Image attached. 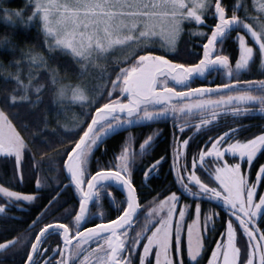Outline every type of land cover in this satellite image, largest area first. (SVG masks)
Returning <instances> with one entry per match:
<instances>
[{
    "label": "snow or ice",
    "instance_id": "6c2138e0",
    "mask_svg": "<svg viewBox=\"0 0 264 264\" xmlns=\"http://www.w3.org/2000/svg\"><path fill=\"white\" fill-rule=\"evenodd\" d=\"M30 3L32 12L25 22L35 23L39 27L48 51L56 56H71L81 66V76L88 71L89 65L95 64L100 69L97 78L104 81V86L97 96L89 95L88 90L81 85L72 88V99L79 101L82 107L88 106L89 111L84 114L85 119L74 126L77 131L65 134L71 146L63 149L60 153L61 160L57 162L62 167H59L57 185L53 189L56 195L29 227L34 228L45 216L51 215L62 194L57 191L61 185L63 191L73 189L78 194V210L75 204L71 210H66V217L72 216L73 212L74 217L67 223L59 219L45 222L27 240L20 236L5 239L0 242V250L7 251L19 246L26 256L23 264H52L49 248L45 245L48 238L55 234L63 240V247L58 244L51 249L53 254L60 253L57 264H75L71 257L79 259L81 254H84L81 264H90L88 248L92 243L101 251L99 256L91 257L97 264H136V255L139 257V264H152L150 256L153 254L155 264H202L206 243L204 233L214 232L217 217L214 209L203 212L202 201L207 198L208 202L216 201L221 204L229 215L225 231L220 232V238L215 240V247L211 249L207 264H264V244L261 243L264 241V227L258 228L256 219L260 216L264 220V194L257 190V185L264 186V164H260L256 180L250 182L241 163L246 162L251 166L257 153L264 150V132L240 140L237 138L239 127L229 128L215 137H209L204 147L197 145V149L192 151L191 169L187 165L191 141L198 134H206L205 129L218 117L217 112H209V109L239 115L242 105L256 100L264 108V80L256 82V89L252 88V82H245L247 89L233 87L232 85H240L238 79L216 84L215 91L208 86L192 88L188 84L192 78L203 76L206 72L224 69L232 77L233 74L239 76L248 70L256 53L254 46L247 40L249 35L255 45H258L261 64L264 65V19L254 24L249 22L247 15H238L242 6L240 0L233 5L230 16L224 0H30ZM257 6L264 11V3ZM0 11L9 19L13 15L8 9ZM15 15L21 16V13L17 12ZM209 15L215 21L213 25L206 23ZM185 21H195L198 25L196 34L206 38L201 40L203 54L198 63H176L166 54H157L148 47L155 43L154 37L161 36L165 39L166 46L174 50ZM205 27H210V33L204 31ZM236 30H239L236 36L239 56L233 68L230 56L222 46L231 32ZM218 45L221 46L219 51ZM117 47L128 50L129 55L124 59V66L118 67V70L109 69L100 61L106 60L109 50ZM55 58L45 57L43 53L32 50L28 55L30 67L36 68H47L48 61ZM49 71L52 73V83H58L56 70ZM15 79L19 90L14 89L0 101L3 104L0 107V153L14 155L17 167L20 168L21 158L28 144L16 130L9 119L10 113L5 109L27 107L25 102L34 106L39 96L37 101L31 100V80L25 83L19 75ZM169 81H174L182 90L169 86ZM40 88L41 86H36L37 93ZM254 92H259V95ZM59 95L62 98L66 95L65 86L60 87ZM205 96L209 99H204ZM212 96L216 99H211ZM243 111L247 109L244 108ZM195 112L201 113V117L194 127H189L185 121L179 124L181 137L176 138L174 133L171 171L177 173L175 183L179 188L169 189L167 195L159 193L153 199V207L133 236L129 229L139 218L141 210L138 188L133 179L134 164L138 156L143 157L152 149L153 136L149 135L140 144L139 153L130 148L126 141L120 153L114 156V165L97 164V168L90 171L88 166L94 149L125 126L140 121H154L171 114L175 118V128L177 122ZM89 116L90 120L87 118ZM41 122L47 126L46 120H38L36 132L45 135L39 128ZM186 128L192 135L183 138ZM58 143L63 144L64 141ZM209 144L211 147H208ZM228 154L236 162L230 163L225 159ZM207 157L212 158L214 170L209 167ZM164 159L161 156L148 165L144 170L146 179L159 168ZM181 160L184 161L183 164L180 163ZM197 162L204 166L207 177L197 174ZM36 163L39 165L40 162ZM113 183L126 192V197L116 205L115 218H109L101 211L100 222L94 223L96 217L91 213L90 201L102 209L100 190L111 188ZM40 184L38 179V187ZM0 193L7 198V204H15L17 207H22V201L32 202L37 199L35 194H25L2 185ZM187 197L194 199L195 212L191 223H187L185 259L182 233L186 216L193 215ZM181 199L186 201L183 205L180 204ZM6 211V205L0 203V213ZM243 237H247L246 246L243 244ZM73 241H76L75 245Z\"/></svg>",
    "mask_w": 264,
    "mask_h": 264
},
{
    "label": "trees",
    "instance_id": "16d2710c",
    "mask_svg": "<svg viewBox=\"0 0 264 264\" xmlns=\"http://www.w3.org/2000/svg\"><path fill=\"white\" fill-rule=\"evenodd\" d=\"M258 1L259 4L264 3V0ZM224 3L228 6V15L230 16L232 14L233 5L237 3V0H224ZM240 3L242 6L239 8L238 15L242 17L247 15L249 22L254 24L258 20L264 19L262 15L263 11L257 6V0H240ZM24 4L23 0H0V9L10 7L20 11L25 9ZM30 7L28 6L26 10L28 11V8ZM245 9H247V12ZM27 11L24 13L28 14ZM2 16H4L3 12L0 11V18H2ZM206 23L207 25H213L215 21L209 15ZM197 27L198 25L193 21H185L183 24V31L177 38L174 50L162 51L158 50L162 48L157 47L151 49L157 54H166L169 59H176L174 61L176 63H197L199 61V57L202 56L203 48L201 40L206 39L205 37H201L196 34L195 29H197ZM210 30V27L204 28V31L206 32L210 33ZM237 31L239 30L232 31L229 38L225 40L222 46L224 52L230 56V62L233 68L235 67V61L239 56V42L236 39ZM247 40L256 50L255 60L251 64V67L248 70L243 71L239 76L233 74L232 77H229L224 69L212 71V75L216 74L217 78L213 80L212 85H209L208 87H215L216 84L230 83V81L238 79L240 81V85H232L233 87L247 89L248 85L245 82H252V88L256 89L258 85L255 83L257 81L264 80V65L261 64L258 45H255L251 41L250 35L247 37ZM220 47V45L217 46V51H219ZM30 50L33 52L43 53L45 57L55 56L56 58L55 60L48 61L49 66L47 68L42 67L41 69H38V71L33 72L35 76L34 79L31 80L32 87L29 94L32 101H37V96H39L37 103L33 106L32 104L25 102L28 105L27 107L5 109L6 112L10 113L9 119L12 120L13 124L16 126V130L24 137L26 143L28 144V148L21 158L20 168L17 167L15 157H7L0 154V185L9 187L12 190L22 189L21 192L24 193H35L37 199H35L34 202L22 204V207H17L15 204H7V199L0 196V203H4L7 207V211L4 212V214H0V226L2 225V227H0V242L15 236H20L22 239L27 240L31 236V233L35 232L34 228H30L29 226L37 219V217L41 216L45 210V206L48 205L49 200L56 195V192H54L53 189L56 188L57 185L56 177L59 172V167H62V164L58 166L57 162L61 160L60 153L63 149L71 146L65 134L77 131L76 127H72L70 129L65 127L63 120L58 115L61 110L62 112H65L67 107L64 106L65 104H60L56 100L57 85L52 83V73L49 71V67L56 70V72L61 76L73 80L79 73V68L71 56H56L55 53L48 51L46 44H44L43 33L37 25L34 27L20 25L11 26L0 20V101H2L3 97L10 94L14 89L17 91L19 90L15 79L16 75H19L25 83L29 82V73L31 70L28 55ZM116 57L117 60L114 62L112 61L113 63L111 62L107 64L109 69L116 68L118 70V67L124 66V57L126 56ZM122 58L124 59L122 60ZM98 81L99 84L97 82L92 84V81H89L93 92L91 96H97L104 86L102 81ZM36 86H41L39 93L35 90ZM108 86L110 87V85ZM254 94L259 95V92H254ZM211 98L216 97L212 96ZM0 107H3L2 103H0ZM244 108H246L247 111H243ZM92 110L94 111V108ZM80 111H85L82 115L83 120L85 119L84 114L89 111V107L85 106L76 108L77 116H79ZM212 111L218 113L217 119L212 121L209 128L205 129L206 134H198L191 141V149L189 150L187 157V165L189 169L192 167V151L197 149V145L203 147L209 137H215L222 132L228 131L229 128H237V126L239 127L237 138L240 140H246L252 138L254 135H259L261 132H264V108H262L259 100L250 101L242 105L241 113L239 115H234L231 112H224L220 109H209V112ZM30 113H32V115H30ZM200 117L201 113L195 112L192 116L185 117L181 121L177 122V126L179 127L180 123H184L186 121L189 127H194ZM87 118L90 120V116ZM38 120H46L48 122L46 127L44 123H39L40 131L42 133H46L45 135H39L36 132L35 125ZM163 125L164 123H161V121H153L136 125L130 129L124 130V132H120L108 143L110 151H116L117 155L120 153L122 146L126 141L128 142L130 148L139 153L140 144L149 135L153 136L152 149L149 150L147 155H144L143 157L138 156L135 160L133 171L139 175H141V173L143 174L148 165L158 159V157H165V159L161 161L159 168L155 170L147 180L148 183L141 182L140 179L137 181L133 178L136 186L138 187L141 202L140 217L146 209L149 210L153 207V199L159 193L167 195L169 189L176 190L179 188V185L175 183L177 175L175 172L173 176L169 175L166 177L167 179H164L163 181L159 180L161 179V173L158 178V172L162 170V165L166 166L170 160L173 162V145H167L166 141L168 140V134H170L174 140V134L172 129L170 130V133L164 132L163 135L161 134L163 138L161 141V139H159L158 131L162 132L165 129ZM173 125L174 123L171 124V127ZM84 126L86 127V124ZM191 135L192 133L189 132L187 128L182 134L183 138H188ZM175 137H181L180 128L178 136L175 135ZM76 138L78 139V136ZM41 141L44 143L41 144ZM58 141H64V143L60 144ZM208 147H211V145L209 144ZM206 160L208 161L209 167L214 170L215 165L211 162L212 158H206ZM37 161L40 162L39 165H37ZM228 161L230 163H234L232 162V159ZM180 163L183 164L184 161L181 160ZM260 164H264V150L257 153V156L251 166L246 165L242 168L248 175L250 182L256 180V172ZM92 166L93 163L88 166L89 170ZM197 166L199 169L197 174L207 177L208 173L205 171L204 166H201L199 162H197ZM170 167H172L171 164ZM21 175H23V179H21ZM38 179L41 181L39 187L37 185ZM212 182L215 186L216 182L214 177L212 178ZM148 184L149 186L147 187L146 185ZM257 190L259 193H264V186L257 185ZM57 191H61L62 194L59 198L58 205L55 206L51 215H48V219L52 218V220H62L66 217V210H71L74 204L76 208L78 207V197L74 190V195L70 190L62 191L61 185ZM160 198L162 199L163 197L161 196ZM185 202V199H181L180 204L183 205ZM187 203L190 205V211L193 213L190 217L186 216V221L190 222L194 218L195 201L193 198L187 197ZM202 209L204 213L209 212L210 209H214L217 213L214 232L204 233L206 243L205 252L202 258L203 264L204 260L206 261L208 257L211 256V249L215 247V240L220 238L219 233L225 231L229 215L221 204L216 201L208 202L207 198L202 201ZM74 214L75 213L73 212L72 216ZM72 216L67 217L71 218ZM44 219H46V216L42 221H44ZM42 221L40 223H42ZM140 226L142 225L138 223V226L135 225L131 228V230H133L131 231L133 236L135 235V231L138 230ZM209 227H211V225H209ZM240 235H243L242 231ZM243 244L246 246L247 237H243ZM28 247L30 248V244ZM18 252L20 264H22L23 260L26 259V256L24 255L23 249L19 248ZM9 253L13 254L14 252L9 251Z\"/></svg>",
    "mask_w": 264,
    "mask_h": 264
},
{
    "label": "flooded vegetation",
    "instance_id": "af4514ba",
    "mask_svg": "<svg viewBox=\"0 0 264 264\" xmlns=\"http://www.w3.org/2000/svg\"><path fill=\"white\" fill-rule=\"evenodd\" d=\"M217 78L216 74L215 75H212V73L210 72L208 75H206V78L202 81V82H199L197 80L193 81L191 83V87L192 88H195V87H200V86H209V85H212V81L215 80ZM216 99V98H215ZM167 118V119H166ZM174 116H168V117H165V118H160V119H157V120H154V121H161V123H164L162 132L161 131H158L159 132V139H161V141L163 140L161 134L163 135V133H170V130L172 129L173 131V134L175 133L176 136H178V133H179V127L176 126L174 128V125L171 127V124L174 123V120L175 118ZM170 119V120H168ZM153 122V121H151ZM169 125V126H168ZM133 125L131 126H128V127H125L124 129L122 130H118L116 133L114 134H111L110 136H108L103 143L99 144L98 147H96L94 149V155H92L91 157V161H90V164L93 163V166L92 168L90 169V171H94L96 168H97V164H100V165H109V166H112L116 163V161L114 160V156L117 155L116 154V151L113 152V150L110 151V147H108V143L109 141L117 136L120 132H124V130H126V128H129V127H132ZM127 133V132H126ZM167 141H166V144L171 146V145H174V140H173V137L170 136V134L167 135ZM204 147V145H203ZM113 152V153H112ZM1 154V153H0ZM159 158V157H158ZM207 158H211V157H207ZM225 159L227 160H231L232 157L227 155L225 157ZM237 159H239L237 157ZM223 161H221L222 163ZM232 162H236L232 159ZM242 163V168L246 165H248L246 162H241ZM89 164V165H90ZM170 164L171 166L173 165V162L170 160L168 162V164L165 166V165H162V170H160L158 172V178L160 177L161 179H159L160 181H163L164 179H167L166 177H168L169 175H172L174 174V172L171 171L172 167H170ZM212 169V168H211ZM213 170V169H212ZM161 173V174H160ZM160 174V176H159ZM177 174V173H176ZM133 178L135 180L138 181V179L141 180V182H147V180L150 178L148 177L147 179L145 178L144 176V173L141 175H139L138 173H135L134 172V175H133ZM150 184V183H149ZM146 185L147 187L149 186ZM86 187V185H85ZM138 188V187H137ZM62 189H63V185H62ZM22 189L20 190H14V191H20L21 192ZM71 191V193L74 195L73 193V190L72 189H68ZM63 191V190H62ZM24 193V192H22ZM25 194H31V193H25ZM33 194V193H32ZM35 194V193H34ZM100 194H101V201L100 203L102 204V209L97 207L96 203L91 201L90 202V208H91V213L94 214V216L96 217V219L93 221L94 223H99L100 222V219H99V216H100V213L101 211H103V213L108 216L109 218H115L116 216V205L125 199L124 195L117 189V187H115V185L113 184L111 188H108V189H101L100 190ZM261 194H264L263 192ZM36 195V194H35ZM0 196L2 198H6L4 197V195L2 193H0ZM138 196H139V193H138ZM7 199V198H6ZM258 199V197H257ZM115 201V203H112V201ZM35 201V200H34ZM32 201V202H34ZM139 201H140V197H139ZM22 204H26V203H30L28 201H22L21 202ZM141 203V202H140ZM141 205V204H140ZM78 206V204H77ZM77 210H78V207H77ZM149 213V210L146 209L144 212H143V215L137 219V221L135 223L132 224V227L133 226H138V223L143 225L144 223V217L147 216ZM1 214V213H0ZM4 214V213H3ZM55 217V216H54ZM74 217V215L70 218V217H64L62 220H60L61 222H64V223H67L69 221L72 220V218ZM17 218V217H15ZM141 218H142V222H141ZM2 219V218H1ZM68 219V220H67ZM233 220H235V217H232ZM257 221H258V224H257V227H264V220L261 219L260 216H258L257 218ZM52 222V218H49L48 219V216H46V219H44V221H42V223H38L35 227H34V231L35 232H38L39 231V228L40 227H43L44 223L45 222ZM141 222V223H140ZM237 224H238V221H237ZM87 226V225H86ZM2 227V225L0 226ZM131 227V228H132ZM131 228L129 229V231H133L131 230ZM75 231V227L73 225V232ZM243 234V233H242ZM16 237V236H15ZM13 238V237H12ZM10 238V239H12ZM4 240H2L1 242H3ZM73 245H75L76 241L72 242ZM262 244H264V241L261 242ZM60 245L61 247H63V240L62 238H60L58 235H52L48 238L47 240V243L45 245V247H48L49 248V256L52 257V264H57L58 260L60 259V253L57 252L55 254H53L51 252V249H54L57 247V245ZM184 246H185V242H184ZM142 249V245L140 246V251ZM95 250V251H93ZM9 251H13L14 253L13 254H10ZM19 248L17 246V248H9L7 251H3V252H0V264H20V258H19ZM88 253L90 255V264H97L96 260L95 259H92L91 257L93 256H99V252L96 250V244L95 243H92L89 248H88ZM65 255H67V251H65ZM83 256L84 254H81L80 255V258L79 259H76L75 256H72L71 257V260L75 261V264H81V261H83ZM184 256H185V259H187V250L185 248V252H184ZM211 257V256H210ZM208 257V258H210ZM37 259H39V257H37ZM134 259L136 260V264H139V257L138 255H136L134 257ZM25 260V259H24ZM23 264V263H22ZM203 264H207V260L205 261L204 260V263Z\"/></svg>",
    "mask_w": 264,
    "mask_h": 264
},
{
    "label": "rangeland",
    "instance_id": "374dc122",
    "mask_svg": "<svg viewBox=\"0 0 264 264\" xmlns=\"http://www.w3.org/2000/svg\"><path fill=\"white\" fill-rule=\"evenodd\" d=\"M23 1L25 3L24 4L25 5V9L24 10H20L19 11V10H16V9H12L10 7H5L4 9H8L11 13H13V15L11 16L10 19L8 17L6 19V16L3 13L4 16H2V18H0V20L2 22H4V23L8 24V25H11V26L20 25V26L34 27L36 25L35 23H31V22L26 23L25 22L27 20V17L29 15H31L32 4L30 3V0H23ZM257 4H259L258 0H257ZM30 5H31V7H30ZM28 6L30 8H28V11H27L26 9H27ZM26 11L28 12V14L24 13ZM17 12L21 13V16H16L15 13H17ZM262 15L264 17V11H263ZM193 22L195 23V21H193ZM153 39L155 40V43L148 45L149 48L157 47V48H162V49H158V50L171 51L166 46V41H165V39L163 37L157 36V37H154ZM251 41L255 44V42H254V40L252 38H251ZM46 47H47V45H46ZM128 55H129L128 50H122L119 47H117L115 49H110L109 52L106 54L107 59L100 61V63L104 64L105 66H107V64L111 63L112 61L114 62L115 60H117L116 56L124 57V56H128ZM124 58H122V60ZM77 66L79 68V73L74 77V80L73 79H69V78H65V77L61 76L60 74H58L56 72V79L58 81V83H56V85H57L56 100L60 104H63V105L65 104L64 106L67 107L65 112H62V110H61V111H59V114H58L60 116V118L63 120V122H64L63 124L65 125V127H74L75 125H77L82 120V115L85 112V111H80L79 116H77L76 108H80L82 106H81V103L79 101H74L72 99V88H74L77 85H81V86L85 87L88 90L89 95H92L93 92L91 90V85H90L89 81H92V84L94 82H97L99 84V81H98L99 79L97 77H98V74L100 73V69L97 68L95 66V64L89 65L88 66V71L85 72L83 76L80 75V72L82 71L81 66L79 64H77ZM41 68L42 67H39V68L30 67L31 76H29V79L33 80L34 76H35V74L33 72L34 71H38V69H41ZM49 69H51V68L49 67ZM92 78L96 79V80H93ZM100 81H102V80H100ZM169 82L171 83V81H169ZM189 82H188V84H189ZM102 84H104V81H102ZM173 85L176 86L177 88H180V86H178V85H175V84H173ZM61 86H65L66 87V95L63 98L60 97V95H59V89H60ZM195 88H198V87H195ZM180 90H182V89L180 88ZM213 91H215V90L213 89ZM196 98L198 99L199 97L197 96ZM204 99H209V97L205 96ZM211 99L215 100V98H211ZM185 102H187V101H185ZM83 107H85V106H83ZM169 116H172V115L170 114ZM141 122H146V121H140L139 123H141ZM134 124H137V123H134ZM125 127H128V126H125ZM1 155L2 156H7V155H5L3 153H1ZM7 157H9V156H7ZM12 157H15V156L13 155ZM188 223H191V221L188 222ZM182 234H183V237H184L185 248L187 250V221H186V223L184 225ZM142 250L143 249H141V251ZM97 251L99 252V254H101L100 250H97ZM150 259L152 260V264H155V256H154V254L150 256Z\"/></svg>",
    "mask_w": 264,
    "mask_h": 264
},
{
    "label": "water",
    "instance_id": "95a60500",
    "mask_svg": "<svg viewBox=\"0 0 264 264\" xmlns=\"http://www.w3.org/2000/svg\"><path fill=\"white\" fill-rule=\"evenodd\" d=\"M203 48V47H202ZM202 54H203V50H202ZM206 74V73H205ZM204 74V75H205ZM203 75V76H204ZM203 76H196V77H194V78H198V79H202L203 78ZM194 78H192L191 80H190V82L194 79ZM171 84H175V82L174 81H171ZM229 156H231V154H228ZM114 184V183H113ZM115 185V184H114ZM115 187H117V189L124 195V197H126V192H124V190L120 187V186H117V185H115ZM77 195V197H78V194H76ZM91 202V201H90ZM74 242V241H73ZM0 252H3V250H0Z\"/></svg>",
    "mask_w": 264,
    "mask_h": 264
},
{
    "label": "bare ground",
    "instance_id": "6f19581e",
    "mask_svg": "<svg viewBox=\"0 0 264 264\" xmlns=\"http://www.w3.org/2000/svg\"><path fill=\"white\" fill-rule=\"evenodd\" d=\"M68 220V219H67Z\"/></svg>",
    "mask_w": 264,
    "mask_h": 264
}]
</instances>
